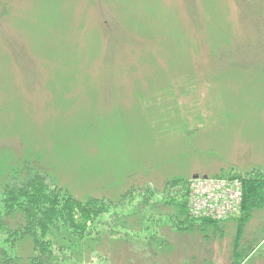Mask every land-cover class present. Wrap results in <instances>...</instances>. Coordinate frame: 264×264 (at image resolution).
Wrapping results in <instances>:
<instances>
[{"label":"rangeland","instance_id":"1","mask_svg":"<svg viewBox=\"0 0 264 264\" xmlns=\"http://www.w3.org/2000/svg\"><path fill=\"white\" fill-rule=\"evenodd\" d=\"M24 145L76 197L120 201V214L148 185L163 202L174 178L264 172V0H0V149ZM241 213L208 238L160 223L150 244L151 230L109 229L104 212L94 247L50 254L230 264ZM245 223L241 264H264V209ZM23 243L14 264H31Z\"/></svg>","mask_w":264,"mask_h":264},{"label":"trees","instance_id":"2","mask_svg":"<svg viewBox=\"0 0 264 264\" xmlns=\"http://www.w3.org/2000/svg\"><path fill=\"white\" fill-rule=\"evenodd\" d=\"M42 155L25 145L19 149H0V264H14L21 258L16 248L23 242L31 247V264H59L64 255L52 258L51 249L56 246L60 250L70 251L72 255L77 250L76 246L83 245L85 237L84 246L92 248L103 237V234L97 237L89 235L97 218L104 212L110 213L107 219L109 229L120 224L134 231L151 230L147 242L150 244L158 238L157 230H152V227L157 228L160 223L180 231L196 230L204 238L223 234L222 222L225 220L194 217L190 213L187 199L190 179L168 180L161 191L163 202L148 201L152 193L158 192L148 185V193L143 192L139 208L135 212L120 214L116 211L123 208L120 201L91 195L79 198L60 185ZM214 176L237 177L243 184L244 194L239 211L242 213L234 238L233 261L230 263L241 264L250 254L238 247L245 222L253 211L264 209V172L258 170L242 176L229 170ZM158 239L162 241L164 238ZM69 258L67 255L66 260Z\"/></svg>","mask_w":264,"mask_h":264},{"label":"built area","instance_id":"3","mask_svg":"<svg viewBox=\"0 0 264 264\" xmlns=\"http://www.w3.org/2000/svg\"><path fill=\"white\" fill-rule=\"evenodd\" d=\"M243 193L240 178L197 176L188 184V208L194 217L223 220L239 212Z\"/></svg>","mask_w":264,"mask_h":264}]
</instances>
